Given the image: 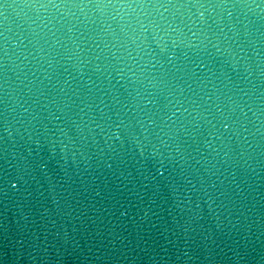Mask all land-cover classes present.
Wrapping results in <instances>:
<instances>
[{
	"label": "water",
	"instance_id": "1",
	"mask_svg": "<svg viewBox=\"0 0 264 264\" xmlns=\"http://www.w3.org/2000/svg\"><path fill=\"white\" fill-rule=\"evenodd\" d=\"M0 264H264V0H0Z\"/></svg>",
	"mask_w": 264,
	"mask_h": 264
}]
</instances>
